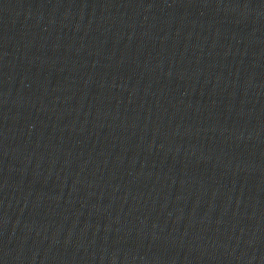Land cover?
Returning <instances> with one entry per match:
<instances>
[{
    "label": "water",
    "instance_id": "obj_1",
    "mask_svg": "<svg viewBox=\"0 0 264 264\" xmlns=\"http://www.w3.org/2000/svg\"><path fill=\"white\" fill-rule=\"evenodd\" d=\"M0 264H264V0H0Z\"/></svg>",
    "mask_w": 264,
    "mask_h": 264
}]
</instances>
